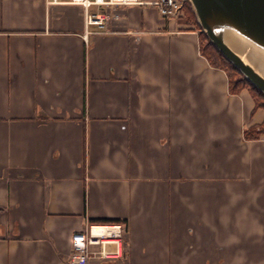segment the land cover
<instances>
[{
  "label": "crops",
  "instance_id": "obj_1",
  "mask_svg": "<svg viewBox=\"0 0 264 264\" xmlns=\"http://www.w3.org/2000/svg\"><path fill=\"white\" fill-rule=\"evenodd\" d=\"M58 1L0 0V264H69L71 235L105 223L123 254L87 264H264L250 90H229L190 14L92 5L108 21L86 31Z\"/></svg>",
  "mask_w": 264,
  "mask_h": 264
},
{
  "label": "water",
  "instance_id": "obj_2",
  "mask_svg": "<svg viewBox=\"0 0 264 264\" xmlns=\"http://www.w3.org/2000/svg\"><path fill=\"white\" fill-rule=\"evenodd\" d=\"M188 1L210 42L264 94V74L249 60L252 53L264 59V0Z\"/></svg>",
  "mask_w": 264,
  "mask_h": 264
},
{
  "label": "built area",
  "instance_id": "obj_3",
  "mask_svg": "<svg viewBox=\"0 0 264 264\" xmlns=\"http://www.w3.org/2000/svg\"><path fill=\"white\" fill-rule=\"evenodd\" d=\"M184 1L152 0L148 3L153 5L162 17L173 18L179 16ZM48 2L58 3L60 1L48 0ZM67 2L83 6L86 31L90 25H95L98 30H104L108 21V14L103 10L90 12L89 8L92 5L102 8L143 3L142 0H68ZM123 233L124 226L121 223L90 224L84 231L74 232L71 236L69 264H87L92 256L104 260L120 258L123 254L121 246Z\"/></svg>",
  "mask_w": 264,
  "mask_h": 264
},
{
  "label": "trees",
  "instance_id": "obj_4",
  "mask_svg": "<svg viewBox=\"0 0 264 264\" xmlns=\"http://www.w3.org/2000/svg\"><path fill=\"white\" fill-rule=\"evenodd\" d=\"M187 2L188 1H186L185 4H188ZM188 14L191 15L189 10H188ZM201 38L202 37L200 35V39ZM207 44H209L208 46H212L214 48L213 50H215L217 55L214 56L211 53H208V51L205 48V45L203 47L201 45L202 54L207 57V59L213 66L222 68L226 71L227 76H228V82H229V90L231 92H238L242 88H245V87L248 88L255 98L256 106L264 108V94L260 92L258 89H256L250 82H248L243 77V75L229 61H227V59L212 45V43L208 41ZM223 62H225V64L228 65L229 67H226L225 65H223ZM232 72H235L237 75H239V77H236V78L232 77L231 75ZM257 97L260 98L261 100L260 101L257 100ZM262 133L264 134V121L259 127V129L255 130L256 137H258L259 134H262Z\"/></svg>",
  "mask_w": 264,
  "mask_h": 264
},
{
  "label": "rangeland",
  "instance_id": "obj_5",
  "mask_svg": "<svg viewBox=\"0 0 264 264\" xmlns=\"http://www.w3.org/2000/svg\"><path fill=\"white\" fill-rule=\"evenodd\" d=\"M188 4H183V7H182V9H181V15H185L186 14V16H188V10H189V12L191 13V15H189V17H190V19H192L194 22H195V26H197L198 27V29H200V35H201V45H202V47L205 45V48H206V50L208 51V53H211L212 55H214V56H216L217 54H216V52H215V50H213L214 48L212 47V46H208L209 44H207L208 43V41L210 42V40L207 38V36H206V34H205V32L204 31H202V29H201V26L199 25V22H198V19H197V16H196V14H195V12H194V9H193V7H192V5L190 4V2L188 1L187 2ZM189 9H188V8ZM211 43V42H210ZM213 45V44H212ZM214 46V45H213ZM215 47V46H214ZM216 48V47H215ZM217 49V48H216ZM228 61V60H227ZM223 65H225L226 67H229L228 65H226L225 64V62H223ZM231 75H232V77H239V75H237L235 72H232L231 73ZM244 77V76H243ZM245 78V77H244ZM257 100H261L260 98H258L257 97Z\"/></svg>",
  "mask_w": 264,
  "mask_h": 264
},
{
  "label": "bare ground",
  "instance_id": "obj_6",
  "mask_svg": "<svg viewBox=\"0 0 264 264\" xmlns=\"http://www.w3.org/2000/svg\"><path fill=\"white\" fill-rule=\"evenodd\" d=\"M234 45H237L239 49H241L243 46L240 43H235ZM249 60L257 66V68L264 74V59L259 56L258 54L252 53L249 55Z\"/></svg>",
  "mask_w": 264,
  "mask_h": 264
}]
</instances>
